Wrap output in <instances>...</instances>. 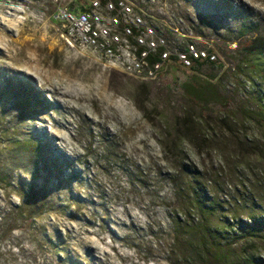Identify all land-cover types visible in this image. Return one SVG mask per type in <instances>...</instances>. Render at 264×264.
Wrapping results in <instances>:
<instances>
[{
	"label": "rangeland",
	"instance_id": "374dc122",
	"mask_svg": "<svg viewBox=\"0 0 264 264\" xmlns=\"http://www.w3.org/2000/svg\"><path fill=\"white\" fill-rule=\"evenodd\" d=\"M90 1L0 0V264H222L178 187L198 175L220 230L258 200L260 164L239 150L264 141V55L245 49L264 43V0H131L218 57L157 81L69 45L59 12ZM255 253L264 261V243Z\"/></svg>",
	"mask_w": 264,
	"mask_h": 264
},
{
	"label": "built area",
	"instance_id": "2783aa9c",
	"mask_svg": "<svg viewBox=\"0 0 264 264\" xmlns=\"http://www.w3.org/2000/svg\"><path fill=\"white\" fill-rule=\"evenodd\" d=\"M148 5L147 1L91 0L77 13L61 10L59 18L70 46L144 81H157L170 70H194L201 63L218 61L213 50L188 40L179 26L162 22L163 9L151 12ZM170 34L177 41L169 39Z\"/></svg>",
	"mask_w": 264,
	"mask_h": 264
},
{
	"label": "trees",
	"instance_id": "16d2710c",
	"mask_svg": "<svg viewBox=\"0 0 264 264\" xmlns=\"http://www.w3.org/2000/svg\"><path fill=\"white\" fill-rule=\"evenodd\" d=\"M245 49L256 55H264V43L260 38L254 40H248L245 43ZM208 65H215V63H201L194 70ZM260 73L263 74L264 68H260ZM203 102L205 106L211 104H219L220 96L215 90L214 84H208L205 87L203 93ZM260 110L258 114V121L264 127V101L260 102ZM206 110V108L204 109ZM207 117V116H206ZM205 116H201L197 119V122L203 124L206 119ZM251 120H254L253 116H250ZM218 118L215 117L213 121L218 124ZM222 122V120H220ZM224 122V121H223ZM197 124V123H196ZM192 124L195 129H187L186 134L195 138L196 136L204 137L203 128L198 124ZM234 138V136H232ZM231 137V138H232ZM232 138V139H233ZM193 141V140H192ZM194 143V142H193ZM251 152H243L239 150L240 160L245 163L248 169L251 170V162L253 158L260 165L253 168L255 176L264 175V141L258 145H254ZM30 155H34L33 159L37 163L40 161L39 152L34 151ZM253 157V158H251ZM185 185L182 184L178 187V194L181 195V191L187 192L188 200L184 201L183 208L190 210L195 208L199 217V223L193 226L195 233H199L205 241L208 242L207 246L213 250V252L219 255L218 259L222 264H264L263 260L256 259V249L259 243H264V186L259 187L257 183H254L251 187L258 191V200L255 201L249 197L242 198L246 202L245 206L239 207L241 210H245L244 218L241 219L238 216H234L231 219V223L227 220L225 223V230H220L222 222L217 216L220 205L216 201V198H212L210 202L206 201L202 195L204 190L201 182L194 172L188 175ZM262 182L263 179H262ZM264 185V183H263ZM193 206V207H192ZM219 220V221H218ZM190 221V220H189ZM194 222L195 220H191ZM228 225V226H227Z\"/></svg>",
	"mask_w": 264,
	"mask_h": 264
}]
</instances>
